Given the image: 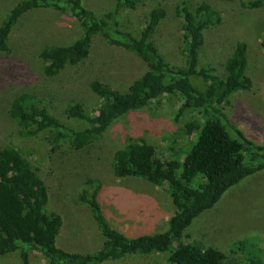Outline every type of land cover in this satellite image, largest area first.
Instances as JSON below:
<instances>
[{
	"label": "trees",
	"instance_id": "obj_1",
	"mask_svg": "<svg viewBox=\"0 0 264 264\" xmlns=\"http://www.w3.org/2000/svg\"><path fill=\"white\" fill-rule=\"evenodd\" d=\"M221 1L236 3L245 10L264 7V0ZM139 2L113 0L99 14L85 0H16L11 6L0 5V54L10 52L12 32L23 18L31 12L46 11L74 23L79 36L70 44L46 45L37 51L45 77L83 64L97 38L142 64L143 72L125 91L92 80L88 91L100 100L94 112L87 113L75 101L65 106L66 118L82 123L83 129L67 126L34 95L16 94L9 103V118L27 136L47 133L52 152L60 153L62 147L70 153L83 151L120 116L146 108L158 99L171 105L175 121L191 114L182 130L190 138L186 149L167 148L163 153L141 138H128L108 161L115 179L145 181L167 193L174 212L166 229L133 237L115 229L102 209L104 190L100 181L88 179V188L79 193L78 199L90 211L102 237L101 247L88 254L63 251L56 245L61 215L46 210V181L16 148L6 145L0 147V256L17 254L22 264H30V251L42 255L47 264H107L155 254L166 255L163 264H264L253 242L234 243L228 256L195 243L178 242L193 219L213 207L223 193L264 170V145L250 142L221 111L234 92L250 90L251 79L245 74L246 44L233 45L222 61L221 74L199 66L206 32L220 25V11L206 0H179L173 13L181 23L180 49L177 61L170 62L158 36L166 18L160 2L154 1L147 8L136 36L120 28V13L135 9ZM260 46L264 48V39ZM174 242L177 244L172 247Z\"/></svg>",
	"mask_w": 264,
	"mask_h": 264
},
{
	"label": "rangeland",
	"instance_id": "obj_2",
	"mask_svg": "<svg viewBox=\"0 0 264 264\" xmlns=\"http://www.w3.org/2000/svg\"><path fill=\"white\" fill-rule=\"evenodd\" d=\"M16 0H0L11 6ZM160 2L166 18L160 28L161 48L170 62H176L181 37V23L173 9L179 0H140L135 9L120 13V28L137 35L147 8ZM192 3L201 0H188ZM220 11L221 23L206 32L199 51V66L211 67L222 73V61L235 43L247 47L245 74L251 79L248 91L234 92L222 108L232 125L255 145H264V7L245 10L236 3L206 0ZM246 1V0H245ZM113 0H85L99 13L105 12ZM6 7L3 8L6 10ZM79 36L74 23L57 13L31 12L13 30L10 52L0 54V147L16 148L37 170L48 186L47 212L61 215L62 226L56 245L69 253L96 252L102 237L79 193L88 188V179H97L104 190L102 209L110 224L128 236L161 233L174 212L170 197L160 187L136 179H115L108 165L111 153L127 142L141 138L159 152L167 148L186 149L190 138L183 126L191 118L184 114L174 120V110L163 99L146 108L120 116L102 137L78 153L65 147L51 151L47 133L27 136L8 116L12 98L27 92L40 99L50 112L75 129L85 126L67 119L64 110L70 101L80 103L87 113L94 112L100 100L88 91L92 80L125 91L133 79L143 72V66L126 52L110 48L99 38L94 41L90 57L76 68H66L57 76L43 75L37 61V51L46 45H67ZM48 208V209H47ZM249 241L264 258V170L243 179L229 188L208 210L199 214L184 230L179 243H195L228 256L234 243ZM174 242L172 247H175ZM30 264H47L37 252L28 254ZM166 255L127 257L107 264H163ZM0 264H22L17 254L0 256Z\"/></svg>",
	"mask_w": 264,
	"mask_h": 264
}]
</instances>
